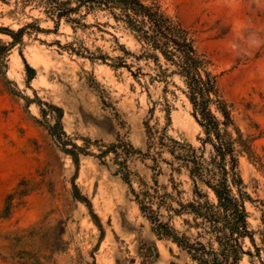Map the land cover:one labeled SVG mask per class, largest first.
<instances>
[{"label": "rangeland", "instance_id": "1", "mask_svg": "<svg viewBox=\"0 0 264 264\" xmlns=\"http://www.w3.org/2000/svg\"><path fill=\"white\" fill-rule=\"evenodd\" d=\"M45 1L0 0V29L24 30L20 41L0 32V264H197L156 234L134 194L158 190L167 203L161 220L180 237L196 236L188 212L167 207L180 210L195 190L175 158L184 150L172 154L171 140L199 151L204 139L181 79L171 71L159 77L155 61L108 13L82 20L87 28L57 26ZM158 1L212 59L235 121L253 139L256 159L242 157L240 171L250 223L260 231L264 0ZM120 45L139 78L112 60H92L123 56ZM244 250L251 255L241 264H261L248 239Z\"/></svg>", "mask_w": 264, "mask_h": 264}, {"label": "trees", "instance_id": "2", "mask_svg": "<svg viewBox=\"0 0 264 264\" xmlns=\"http://www.w3.org/2000/svg\"><path fill=\"white\" fill-rule=\"evenodd\" d=\"M44 5L57 26L65 20L87 28L88 25L81 24L82 20L95 13H108L134 36L143 52L142 57L155 61L161 70L159 77L171 71V75L178 76L184 85L183 93L191 105L192 116L204 133L201 140L203 148L198 151L190 144L171 140L174 146L172 154H176L177 147L184 150L179 151L175 158L188 168L195 190L187 205L180 203V210L172 209L170 205L167 207L175 213L188 212L192 218L188 225L196 231V236L180 237L169 222L161 220L158 210L167 203L166 197L160 196L158 190L154 189V193H151L152 189L141 193L133 190L141 212L154 225L156 234L171 239L197 264H241L246 254L251 255L244 250L248 239L261 264H264V228L260 231L252 229L246 206L252 199L240 171L242 157L256 159L253 139L235 121L232 106L220 86V75L212 69V59L199 50L192 30L178 17L163 10L158 0H46ZM23 31L13 33L0 29L1 33L16 41H20ZM120 50L123 53L121 57L92 54V60L104 64L108 59L112 60V68H127L134 78H139L141 73H133L132 66L126 62V57L131 54L123 45H120ZM162 59L166 69L160 63ZM29 71L34 72L32 69ZM207 145L211 147L209 152ZM124 180L130 183L127 177ZM199 183L208 189L207 193L199 190ZM154 205H157V210ZM256 234L260 235V245L256 242Z\"/></svg>", "mask_w": 264, "mask_h": 264}]
</instances>
